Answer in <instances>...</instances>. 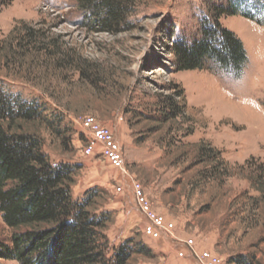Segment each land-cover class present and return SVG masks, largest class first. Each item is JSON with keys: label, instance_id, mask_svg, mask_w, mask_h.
<instances>
[{"label": "rangeland", "instance_id": "374dc122", "mask_svg": "<svg viewBox=\"0 0 264 264\" xmlns=\"http://www.w3.org/2000/svg\"><path fill=\"white\" fill-rule=\"evenodd\" d=\"M222 2L132 0L121 31L108 33L85 21L77 0H0V93L41 105L54 125L33 126L44 152L54 164L80 167L74 199L103 192L96 214L109 213L106 260L131 241L151 255L133 252L126 264H196L178 257L192 240L221 264H264V1L254 21L219 20L244 48L240 74L211 61L177 71L172 52L174 41L199 37L209 6ZM28 29L36 31L31 38ZM85 116L113 129L124 171L98 152L82 156ZM135 183L151 212L173 224L172 236H144ZM12 234L0 215V243L9 244Z\"/></svg>", "mask_w": 264, "mask_h": 264}, {"label": "trees", "instance_id": "16d2710c", "mask_svg": "<svg viewBox=\"0 0 264 264\" xmlns=\"http://www.w3.org/2000/svg\"><path fill=\"white\" fill-rule=\"evenodd\" d=\"M247 1L211 4L200 21V36L172 44L176 70H202L211 61L240 74L246 62L244 48L219 20L239 15L254 21L252 12L259 10L264 0L246 5ZM77 2L85 21L108 33L121 31L133 6L132 0ZM28 31L29 38L36 33ZM43 112L41 105L26 101L19 93H0V215L13 231L9 244L0 243V260L17 264H126L133 252L150 256L151 251L141 243L127 241L116 248L111 260L104 258L102 232L109 213L96 214L103 192L89 191L82 200L72 197L70 189L80 167L54 164L44 152L43 139L33 126L42 122L54 125ZM56 128L57 134L63 135Z\"/></svg>", "mask_w": 264, "mask_h": 264}, {"label": "built area", "instance_id": "2783aa9c", "mask_svg": "<svg viewBox=\"0 0 264 264\" xmlns=\"http://www.w3.org/2000/svg\"><path fill=\"white\" fill-rule=\"evenodd\" d=\"M80 128L84 131L86 144L82 150L83 157H91L98 152L106 163L113 169H125L123 152L119 142L116 139L113 129L94 117L85 116L80 120ZM122 187L118 186L116 191L122 193ZM134 197V206L137 212L144 216L147 225L142 228L144 236L152 240H160L172 234L174 226L163 217L151 212L149 202L147 201L143 188L135 183L131 188ZM172 236V235H171ZM185 252H179L178 257L190 256L196 264H221L220 258L209 251H196L192 240L184 241Z\"/></svg>", "mask_w": 264, "mask_h": 264}]
</instances>
